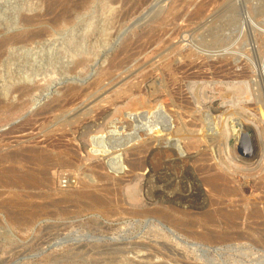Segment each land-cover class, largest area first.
<instances>
[{
	"label": "rangeland",
	"instance_id": "rangeland-1",
	"mask_svg": "<svg viewBox=\"0 0 264 264\" xmlns=\"http://www.w3.org/2000/svg\"><path fill=\"white\" fill-rule=\"evenodd\" d=\"M107 1L85 0L74 14V26L51 33L37 43H13L4 48L11 55L4 52L0 60V84L17 72V76L34 79L39 90L31 98L22 99L18 111H0V156L24 153L23 159L16 162L0 160V264H264V215L259 220L248 219L242 204L254 202L260 210L264 208V190L255 187L264 173V0H129L126 6ZM43 9V0H0V41L36 30L13 25L12 16H30ZM125 10L128 17L122 16ZM76 45L87 61L74 69L79 57L73 49ZM117 61L120 68L103 75L107 64ZM167 64L173 68L171 75L160 74ZM148 75L161 79L163 93L177 99L178 106H171V100L166 102L170 106L165 103L176 124L185 113L182 121L188 123H182L185 130L180 134L184 146V139L197 134L202 126L211 128L214 124L224 131L223 137L216 132L209 138L211 143L207 140V144L190 150L201 160L196 156L197 162L192 159L193 163L186 166L160 153L146 163V146L135 139V150L128 145L122 154L120 170L108 164L102 169L105 162L116 159L120 147L110 146L113 141L105 149L98 148L102 153L89 154L98 142L95 136L115 138L109 132L111 125L116 120L133 122L128 117L131 110L136 120L131 126L134 129L138 125L149 109L144 98ZM125 81L139 86L133 98L141 102L131 103L133 98L129 96L113 98ZM52 85L54 92L39 96ZM48 106L52 109L42 113ZM228 112L241 114L244 128H249L237 140L229 132L234 115ZM127 125L125 134L131 129ZM185 132L189 133L183 136ZM203 149L206 157L199 154ZM31 150L51 158L46 164L30 161ZM204 158L210 160L205 162ZM132 160H136L137 167ZM141 162L150 166V177H145L147 166ZM200 163L217 169L225 167L231 186L242 195L225 199L226 208L241 207L244 211L239 220L223 223V227L201 223L202 215L214 209L210 201L215 197L202 184L198 189L195 186V179L200 181L202 175L197 170L202 167ZM10 169L18 175L32 174L37 182H6L9 175L2 170ZM86 188L92 195L104 197L105 203L93 202L94 206L89 200L92 198L73 195ZM130 193L142 201H146L147 193L151 199L163 196L185 207L183 213L189 214L186 217L196 226L232 235L217 244L186 238L165 226L162 232L156 220L128 214L135 207L130 205ZM7 200L13 201L16 209L4 208Z\"/></svg>",
	"mask_w": 264,
	"mask_h": 264
},
{
	"label": "bare ground",
	"instance_id": "bare-ground-1",
	"mask_svg": "<svg viewBox=\"0 0 264 264\" xmlns=\"http://www.w3.org/2000/svg\"><path fill=\"white\" fill-rule=\"evenodd\" d=\"M85 0H43L44 3V9L43 11H34V13L30 16L27 15H22L21 13H19L20 15H15L12 16L13 17V25H20L26 27V28H31V27H36V30L32 31V30H27L26 32L20 33L17 36H14L13 38L9 39H5L3 41H0V60L2 58V56H4V52H8V50H4L6 45H10L13 43H22V44H26V43H37L39 41H42L47 35L51 34V33H55V32H59L61 30H63V28L67 27V26H72L73 25V21H74V14L78 13V11L81 9V7H83V5ZM110 1L109 3H115V2H121L123 3L122 6H126V4L129 2V0H108ZM107 1V2H108ZM143 0H140V2H142ZM195 3V2H194ZM209 3V2H208ZM137 4V3H136ZM158 4V3H157ZM121 5V4H120ZM132 5H134L132 3ZM131 7V6H130ZM133 8V7H131ZM34 9H37V7H35ZM117 9V8H116ZM139 9V8H138ZM114 10V9H113ZM130 11V10H129ZM202 12V10H201ZM222 13V12H221ZM220 13V14H221ZM113 14V13H112ZM129 12L127 10H125L122 14L123 17H128ZM178 16V15H177ZM213 15H211L212 17ZM113 17V16H112ZM190 17V16H189ZM120 19V18H119ZM127 19V18H126ZM190 19V18H189ZM135 20V19H134ZM231 20V19H230ZM111 21V20H110ZM113 21V20H112ZM120 21V20H119ZM126 21V20H124ZM216 21V20H215ZM135 22V21H134ZM176 22V21H175ZM111 24V23H110ZM173 24V23H172ZM199 25V24H198ZM204 25V24H203ZM74 26V25H73ZM220 27V26H219ZM179 29V28H178ZM193 29V28H192ZM212 29V28H211ZM216 29V28H215ZM218 30V28H217ZM181 31V30H180ZM207 31V30H206ZM213 31V30H212ZM211 31V32H212ZM218 31H222V30H218ZM8 32V31H6ZM216 32V31H215ZM2 33V32H1ZM114 33V32H113ZM124 33V32H122ZM170 33V32H169ZM178 33V32H177ZM185 33V32H184ZM206 33V32H205ZM4 34V32H3ZM146 34V33H144ZM166 34V33H164ZM225 34V33H223ZM2 35V34H1ZM188 35V34H187ZM219 35V34H218ZM163 36V35H162ZM204 36V35H203ZM212 36L215 38L217 36V34L213 33ZM144 37V36H143ZM188 37V36H187ZM227 37V36H226ZM137 38V37H136ZM152 38V37H150ZM160 38V37H159ZM207 38V37H206ZM218 38V37H216ZM215 38V39H216ZM214 39V40H215ZM160 40V39H159ZM158 40V41H159ZM204 40V39H203ZM168 41V40H167ZM224 41V40H223ZM147 42V41H146ZM181 42V41H180ZM220 42V41H219ZM156 43V42H155ZM134 44V43H133ZM158 44H156L157 46ZM132 46V45H131ZM152 46V44H151ZM7 47V46H6ZM150 47V46H149ZM148 47V48H149ZM153 48V47H152ZM73 49L75 50V52H77L79 54V57L76 59L75 64H74V69L78 68V67H82L85 65L86 63V58L83 56V52L81 51L82 49L79 48L78 45L73 46ZM122 49V48H121ZM130 49V48H129ZM135 49V48H134ZM150 49V48H149ZM119 50V49H118ZM124 50V49H123ZM220 50V49H219ZM120 51V50H119ZM149 51V50H148ZM138 52V51H137ZM152 52V51H151ZM178 52V51H177ZM134 53V52H133ZM10 54V53H9ZM136 54V53H134ZM149 54V52H148ZM181 54V53H180ZM190 54V53H189ZM11 55V54H10ZM117 55V53H116ZM119 55V54H118ZM146 54H144L145 56ZM182 55V54H181ZM187 55V53H186ZM184 55V56H186ZM192 54L187 55V57H190ZM179 56V55H178ZM147 57V55H146ZM157 57V56H156ZM173 57V56H172ZM193 58V56H191ZM114 58V57H113ZM116 58V57H115ZM149 58V57H148ZM146 59V58H145ZM191 59V58H190ZM175 60V59H174ZM104 61V60H103ZM114 61V60H113ZM129 61V60H128ZM190 60H188L189 62ZM127 63V62H126ZM159 63V62H158ZM157 63V64H158ZM134 64V63H133ZM175 64V63H174ZM152 65V64H151ZM176 65V64H175ZM185 65V64H184ZM183 65V66H184ZM189 65V63H186L185 66ZM191 65V63H190ZM120 61L114 62V63H110V65L107 64V67L104 68V73L103 75H108V72L112 69H116V68H120ZM158 66V65H157ZM182 66V68H183ZM184 66V67H185ZM193 66V65H192ZM122 68H124V66H122ZM127 68V67H126ZM141 68V67H140ZM164 68V72H160V74L167 72L169 73L170 71L173 70V68L171 67V64H167L163 66ZM181 68V67H179ZM181 68V69H182ZM186 68V67H185ZM194 68V67H193ZM223 68V67H222ZM162 69V68H161ZM188 69V67H187ZM190 69L191 66H190ZM10 70V69H9ZM14 70V69H13ZM124 70V69H122ZM163 70V69H162ZM175 70V69H174ZM183 70V69H182ZM137 71V70H136ZM145 72V70H144ZM1 73V72H0ZM11 73V72H10ZM17 72H13L11 73V77L10 80L6 81V83H3L2 85L0 84V111H8V112H16L19 109H21V105L19 102L22 99L25 98H31L36 91L39 90V87L36 86V83L33 82V80H28L23 76H20L16 74ZM142 73V72H141ZM140 73V74H141ZM175 73V71H174ZM159 74V75H160ZM171 75V73H169ZM173 74V72H172ZM136 75V74H135ZM168 75V76H170ZM161 77L163 75H160ZM159 76V77H160ZM135 77V76H134ZM232 77V76H231ZM176 78V77H175ZM185 79V78H184ZM109 80V79H108ZM159 80V81H158ZM154 79L153 77H151V75L147 76L145 78V81L147 84L146 85V96H144V98L146 97V101L149 103V109L147 111V113L143 116L140 117V122H137L138 125H135V130L133 129V125H134V121L135 120V116L134 113L131 114V111H127L129 112L128 117L131 116V120L133 119V122H124V121H120V120H116L113 125H111V130H109V132H111V135L113 133L114 136H116L115 138L111 137L109 138L108 136H106L105 134H100V136H95L98 140V142L95 144L97 145V147L94 145V147L92 146L91 148V152L89 154H98L97 152H101L102 150H99L98 148H104L106 147L107 144H109V142H115L112 143L113 148L115 147H120V149H118V151L120 152L116 159H114V161H107V163L105 162V165L103 164L102 169L104 168V166H106V164L109 165V167H111L113 170H120L123 166V152L128 148V145H132L133 149H134V143H135V139H137L136 142H138L139 140L144 142L143 144L146 146L145 152H146V163H150V159L152 158L153 155L155 154H162L164 155L162 158L165 159H170L171 162L176 163V164H182L184 166L189 165V162L194 159L196 162L198 159H196L197 155H194V153H191V151H193L194 149H196L197 147L199 148L201 145L203 144H207V140H209L210 136L216 134H219L220 136L223 135L224 131L220 130L218 127H215L214 124L211 125L210 127H205L202 126V128L198 129L196 132L197 134H186L189 132H185L183 136L188 135L186 139L184 141H187L186 145H183V141L181 142V137L180 134L182 131H184L185 129L182 127V123H185L184 121H182V119L185 117V113H184V117L181 116V122L177 123L174 122L176 119L174 117L173 119V115L171 114V112H167V107H169L170 103H166L167 100H171V106L175 107L178 106L176 103L175 99H171L169 93H163L165 92V87L164 85H162V81L161 79ZM164 80V78H163ZM119 82V81H118ZM164 82V81H163ZM170 82V81H169ZM134 83V82H133ZM105 84V83H104ZM116 84V83H115ZM165 84V83H164ZM191 85V84H190ZM194 85V83H193ZM50 86V85H49ZM169 86V85H168ZM166 86V87H168ZM177 86V85H176ZM54 86L52 85V87H48L47 89H45V91L39 93L40 95H50L52 92H54L52 90ZM192 87V85H191ZM189 88V87H188ZM194 88V86H193ZM99 89V88H98ZM134 89V90H133ZM145 89V90H146ZM169 89V88H168ZM139 86H134V85H129V83H127L126 81L123 82L122 84H120L117 87V91H115V97L113 96V98L116 99H121V98H126V96H129L130 98L135 97V91H139ZM194 90H196L194 88ZM69 91V90H68ZM68 91H64V92H68ZM97 91V90H96ZM168 91V90H167ZM170 91V90H169ZM178 91V90H177ZM192 91V89L190 90ZM197 91V90H196ZM237 91V90H236ZM99 92V91H98ZM194 92V91H193ZM96 93V92H94ZM103 93V92H102ZM113 93V92H112ZM141 93V92H139ZM143 93V92H142ZM172 93V91H171ZM175 93V92H174ZM190 93V92H189ZM145 94V93H144ZM64 95H66V93H64ZM167 95L169 96L167 98ZM173 95V93H172ZM38 96V97H39ZM79 96V95H78ZM93 96V95H91ZM90 96V97H91ZM179 96V95H178ZM197 96V95H196ZM199 96V95H198ZM138 98V97H137ZM170 98V99H169ZM198 98V97H197ZM196 98V99H197ZM13 99H15L16 102H13ZM109 99V98H108ZM111 100V99H110ZM114 100V99H112ZM53 101V100H52ZM109 100H107L108 102ZM118 101V100H117ZM115 101V102H117ZM125 101V100H124ZM142 101V100H141ZM139 100H137L136 98H133L131 103H139L141 102ZM179 101V100H178ZM201 101V100H200ZM212 101V100H211ZM145 102V101H143ZM146 102V103H147ZM147 103V105H148ZM169 106H166V104ZM150 104H153L152 106H150ZM133 105V104H132ZM143 105V104H142ZM53 106V105H52ZM52 106H48L47 108H44L42 110V113L47 112L48 110H51ZM135 106V105H134ZM166 106V107H165ZM55 108V107H54ZM80 108V107H79ZM171 108V107H170ZM169 108V109H170ZM179 108V107H178ZM184 108V106L182 107ZM180 108V109H182ZM133 109V108H132ZM136 109V107H135ZM179 109V110H180ZM203 109V108H202ZM85 110V109H84ZM130 110V109H129ZM151 110H153L151 112ZM173 110V109H172ZM209 110V109H208ZM82 111V110H81ZM135 111V110H134ZM210 111V110H209ZM231 111V110H230ZM235 111V110H234ZM243 111V110H242ZM84 112V111H83ZM176 112V110H175ZM211 112V111H210ZM233 112V111H232ZM238 112V111H237ZM236 112V114H237ZM181 113V112H180ZM227 113V112H226ZM230 113V112H228ZM235 113V112H234ZM239 113V112H238ZM67 114V113H65ZM188 114V112H187ZM206 116V113H204ZM208 114V113H207ZM74 115V114H73ZM83 115V114H82ZM172 115V116H171ZM210 115V114H208ZM228 115V114H227ZM229 115H234V114H229ZM228 115V117L230 118V116ZM238 115V114H237ZM241 115V114H240ZM239 116H235L232 117V122L229 125V132L230 135L232 134L234 139L237 140L242 133L249 129L248 126L244 128V124H243V120L242 117ZM204 116V117H205ZM262 118H264V115H261ZM69 117V116H68ZM190 117V116H189ZM194 117V116H193ZM210 117V116H209ZM213 117V116H212ZM211 117V119H212ZM225 117V116H223ZM220 118V117H219ZM122 119V118H121ZM126 119V117H125ZM138 119V118H136ZM193 119V118H192ZM205 119V118H204ZM223 119V118H222ZM130 120V119H129ZM128 120V121H129ZM187 120V119H186ZM200 120V119H199ZM203 120V119H202ZM224 120V119H223ZM227 120V119H226ZM126 121V120H125ZM206 121V120H205ZM77 122V121H76ZM204 122V121H203ZM208 122V121H207ZM211 122V121H210ZM214 122V120H213ZM224 122V121H223ZM129 123V127H131V129H129V133L125 134L123 133V131H127L128 130V124ZM188 123V122H187ZM185 123V124H187ZM195 124V123H194ZM192 124V125H194ZM202 124V123H200ZM209 124V123H208ZM223 123H221L222 125ZM132 125V126H131ZM246 125V124H245ZM185 127V126H184ZM192 127V126H190ZM250 127V126H249ZM127 128V129H126ZM189 128V127H188ZM195 128V126H194ZM222 128V126H221ZM136 129H140V132H142L140 135L138 134L139 131H137ZM184 129V130H183ZM136 131V132H135ZM193 131V130H192ZM209 131V132H207ZM223 131V132H222ZM138 132V133H137ZM126 135L125 137L123 136V138H121V135ZM138 134V135H137ZM218 135V136H219ZM228 135V134H227ZM64 136V135H63ZM110 136V135H109ZM223 137V136H221ZM220 137V138H221ZM225 137V136H224ZM183 138V137H182ZM226 138V137H225ZM226 140V139H224ZM141 142V143H142ZM210 142V140H209ZM236 142V141H235ZM140 143V144H141ZM185 143V142H184ZM211 143V142H210ZM138 144V143H137ZM136 144V147L138 148ZM201 144V145H200ZM91 145V144H90ZM224 145V144H223ZM131 146V147H132ZM141 147V145H140ZM139 147V148H140ZM205 147V146H204ZM203 147V148H204ZM138 148V149H139ZM142 148V147H141ZM140 148V149H141ZM105 149V148H104ZM103 149V150H104ZM131 149V148H129ZM128 150V149H127ZM135 150V149H134ZM137 150V149H136ZM142 150V149H141ZM191 150V151H190ZM206 150V149H205ZM22 151V150H21ZM20 151V152H21ZM29 151V150H28ZM144 151V148L143 150ZM197 151V150H196ZM194 151V152H196ZM23 152V151H22ZM27 152V150L25 151V153ZM199 152V151H197ZM204 152V149L202 152H200L199 154L201 155V153ZM28 153V152H27ZM102 153V152H101ZM205 153V152H204ZM204 153L202 155H204ZM212 153V152H211ZM22 154L24 153H10V154H6V155H2L0 156V160L2 161H11V162H16L17 159H23ZM29 159L30 161H38L41 163L46 164L47 161H49V159L51 158L49 155L47 154H43L40 152H29ZM159 154V155H160ZM196 154V153H195ZM198 154V155H199ZM206 154V153H205ZM26 155L25 154V159H26ZM126 155V153H125ZM161 155V156H162ZM95 156V155H94ZM134 156V155H133ZM144 156V155H143ZM159 156V157H161ZM205 156V155H204ZM104 157V156H103ZM106 157V156H105ZM128 157V155H127ZM198 157V156H197ZM206 157V156H205ZM61 158V157H60ZM154 158V157H153ZM153 158L151 160H153ZM199 158V157H198ZM203 158V157H202ZM129 159V158H128ZM135 159V158H134ZM142 159V158H140ZM144 159V157H143ZM200 159V158H199ZM205 162L206 159L210 160L209 158H204ZM214 159V158H213ZM131 160V158H130ZM138 160V159H137ZM163 160V159H162ZM201 160V159H200ZM24 161V160H23ZM133 161V160H132ZM131 161V162H132ZM135 161V162H134ZM132 163L134 165H136V160H134ZM194 161V162H195ZM26 162V161H25ZM63 162V161H61ZM143 162V161H142ZM141 162V163H142ZM152 162V161H151ZM169 162V161H168ZM192 162V161H191ZM126 163V162H125ZM172 163V164H173ZM193 163V162H192ZM63 164V163H62ZM101 164V163H100ZM131 164V163H130ZM142 164H145L142 163ZM141 164V165H142ZM209 164V163H208ZM129 165V163H128ZM139 165V164H138ZM146 165V164H145ZM144 165V166H145ZM150 165V164H149ZM199 165V164H198ZM201 165V163H200ZM214 165V164H212ZM216 165V164H215ZM224 165V164H223ZM95 166H98L97 168H99V164L97 163ZM132 165H130L131 167ZM146 173H145V177H150V171L151 168L150 166L146 165ZM202 167L199 170V173L201 172L202 175H200V181L199 179H195L196 180V188L198 189L200 187V185L202 184L203 187L207 188L208 191L210 192V194L214 195L215 199L210 201V205L213 206V210L211 211H206L204 213L203 218L201 219V223H204V225H210V226H217V227H223L222 224L225 223L226 225L229 223H232V221L237 220L241 214H242V208H237L233 210H227L226 208V202L225 199H227L228 197H238L240 196V192L239 189L236 187H232L230 182L232 183V181H229L230 179H228V175L226 174L227 172H225L226 170H224L225 167L221 168L218 167V169L214 166H208L207 163L206 165H201ZM217 166V165H216ZM226 166V165H225ZM101 167V166H100ZM134 167V166H132ZM135 167V168H136ZM128 168V167H127ZM133 168V169H135ZM141 168V167H140ZM199 168V167H197ZM101 169V168H100ZM132 170V168H130ZM145 169V168H144ZM127 172H130L129 170ZM2 173H7L9 176L6 179V182H11L12 179H16L17 182H24V183H36V179L32 174H21L18 175L19 173H16L15 170H7V171H3ZM3 175V174H2ZM199 176V175H198ZM4 177V175H3ZM255 181V180H254ZM15 181L12 182V184ZM39 182V181H38ZM16 184V183H14ZM18 184V183H17ZM255 187L257 188V190L263 189L264 190V173L263 175H261L257 181L255 182ZM200 190V189H199ZM81 191V190H80ZM92 192V191H91ZM87 188L85 190H83L82 192H77L79 194H73L79 198H92L89 200H93L91 201V204L94 202L95 204H103L105 203V199L104 197H102L101 195H92ZM200 192V191H199ZM161 196V195H160ZM188 196V195H187ZM256 196V195H255ZM204 197V196H203ZM242 197V195L240 196ZM146 201H142L141 199L143 198H138L135 197V195L133 193H130V201L131 204L134 208L131 209L128 214L130 216L136 217V218H149V219H154L156 220L161 227H159V230L163 232L164 229L163 228L167 227L169 229H171L172 232H176V233H180L182 234L184 237L186 238H192L195 239L197 241L200 242H204V243H212V242H216L217 244L219 242H224L227 239L229 240L230 235L232 234H227L223 231H208L207 229L200 227V225L196 226V224L194 223V221H192L191 219H189L188 217H186V215L189 216V214H184L185 212L183 211V208L185 207H181V206H177V203H173V202H169L166 199H164V197L162 196L161 199H158L160 197H157V199H151L150 195H146ZM206 197H204L205 200ZM258 198V197H257ZM254 198V199H257ZM208 199V198H207ZM8 201V200H7ZM15 201V200H14ZM108 201V200H107ZM229 201V200H228ZM258 201V200H257ZM261 201V198H260ZM17 201H15L16 203ZM235 202V201H234ZM237 202V201H236ZM18 203V202H17ZM228 203V202H227ZM257 203V202H256ZM209 204V203H208ZM235 204V203H234ZM244 206H246V214H247V218L248 219H254V220H259L263 215H264V208L262 210H260V208H258V206L255 205L254 202H252L251 204L243 201ZM247 204V205H246ZM94 205V204H92ZM206 205V204H205ZM248 205H250L249 207H247ZM13 207L12 209H16L14 208L15 204L12 201H8L4 203V208H8L11 209L9 207ZM95 206V205H94ZM97 206V205H96ZM3 207V206H2ZM18 207V206H17ZM178 207V208H177ZM187 209V208H186ZM232 209V208H231ZM185 210V209H184ZM128 211V210H127ZM244 211V210H243ZM184 212V213H183ZM187 212V211H186ZM176 214H180L182 215L181 217L176 216ZM245 214V215H246ZM200 217V216H199ZM242 218V217H241ZM14 220V219H13ZM18 220V219H17ZM239 220V219H238ZM15 221V220H14ZM148 221V220H147ZM151 221V220H150ZM155 221V222H156ZM249 221V220H248ZM235 223V222H233ZM237 223V222H236ZM263 223V222H262ZM224 225V224H223ZM232 225V224H231ZM253 225V224H252ZM261 225V224H260ZM165 226V227H164ZM225 226V225H224ZM230 227V226H229ZM260 227V226H259ZM227 228V227H226ZM251 228V227H250ZM249 228V229H250ZM255 229V228H254ZM252 230V229H251ZM262 231V230H261ZM170 233V232H169ZM261 233V232H260ZM171 234V233H170ZM235 235V234H234ZM172 236V235H171ZM236 236V235H235ZM232 238V236H231ZM235 238V237H233ZM240 238V236H239ZM177 239V238H176ZM232 240V239H231ZM141 246V245H140ZM208 247V246H207ZM169 249V248H167ZM213 249V248H212ZM169 251V250H168ZM218 251V250H217ZM183 256V255H182ZM151 257V256H150Z\"/></svg>",
	"mask_w": 264,
	"mask_h": 264
}]
</instances>
